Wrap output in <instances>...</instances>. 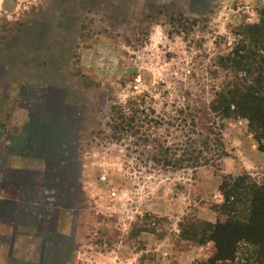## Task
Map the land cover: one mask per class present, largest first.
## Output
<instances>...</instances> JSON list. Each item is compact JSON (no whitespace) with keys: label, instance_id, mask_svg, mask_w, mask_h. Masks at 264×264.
Returning <instances> with one entry per match:
<instances>
[{"label":"rangeland","instance_id":"rangeland-1","mask_svg":"<svg viewBox=\"0 0 264 264\" xmlns=\"http://www.w3.org/2000/svg\"><path fill=\"white\" fill-rule=\"evenodd\" d=\"M263 7L264 0H0V121L9 99L24 103L54 82L66 86L85 106L90 172L77 217L50 219L67 234L44 238L46 227L42 243L26 237L5 250V263L202 264L213 256V241L192 243L185 233L195 222L225 219L217 211L224 175L264 181V152L249 122L217 121L223 159L164 170L152 160L155 143L133 138V97H146L159 115L185 91L208 101L221 81L211 75L214 54Z\"/></svg>","mask_w":264,"mask_h":264},{"label":"trees","instance_id":"trees-1","mask_svg":"<svg viewBox=\"0 0 264 264\" xmlns=\"http://www.w3.org/2000/svg\"><path fill=\"white\" fill-rule=\"evenodd\" d=\"M257 12L258 21L233 27L226 49L214 54L216 70L211 75L221 81L208 101L185 91L171 113L159 115L146 105V97H133V138L139 135L143 143H155L152 160L160 162L162 169H196L227 156L218 120L246 119L264 152V7ZM162 125L165 132L159 139ZM220 190L223 201L217 211L225 219L195 222L194 232L185 233L192 243L214 242L213 256L202 264H264V181L247 172L228 174ZM180 226L183 229L184 224Z\"/></svg>","mask_w":264,"mask_h":264},{"label":"crops","instance_id":"crops-1","mask_svg":"<svg viewBox=\"0 0 264 264\" xmlns=\"http://www.w3.org/2000/svg\"><path fill=\"white\" fill-rule=\"evenodd\" d=\"M42 90L47 97L9 99L0 121V264H6L5 250L22 239L37 237L42 243L46 227L44 238L67 234L57 229V219L64 224L77 217L72 212L90 182L81 144L83 102L55 82Z\"/></svg>","mask_w":264,"mask_h":264},{"label":"flooded vegetation","instance_id":"flooded-vegetation-1","mask_svg":"<svg viewBox=\"0 0 264 264\" xmlns=\"http://www.w3.org/2000/svg\"><path fill=\"white\" fill-rule=\"evenodd\" d=\"M25 90H23V93H21L22 95H26V92H24Z\"/></svg>","mask_w":264,"mask_h":264}]
</instances>
